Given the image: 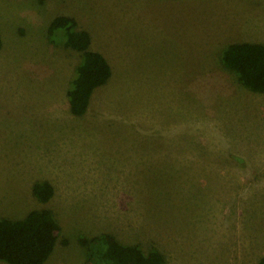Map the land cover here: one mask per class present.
I'll return each mask as SVG.
<instances>
[{"label":"rangeland","instance_id":"1","mask_svg":"<svg viewBox=\"0 0 264 264\" xmlns=\"http://www.w3.org/2000/svg\"><path fill=\"white\" fill-rule=\"evenodd\" d=\"M57 14L112 69L81 116L67 98L80 53L49 33ZM0 34V217L53 210L43 264H81V238L104 232L167 264L264 254V92L221 62L231 42L264 43V0H0Z\"/></svg>","mask_w":264,"mask_h":264},{"label":"trees","instance_id":"2","mask_svg":"<svg viewBox=\"0 0 264 264\" xmlns=\"http://www.w3.org/2000/svg\"><path fill=\"white\" fill-rule=\"evenodd\" d=\"M48 31L60 39L64 47L80 53L67 98L69 111L81 116L88 110L94 90L110 79L111 65L102 52L90 48L89 32L78 28L74 17L57 14L50 21ZM221 62L245 87L253 92H264V43L231 42L222 48ZM32 193L39 201L47 202L53 196L54 188L50 181L40 179L32 184ZM60 234V224L53 210L47 207L33 209L22 218L2 216L0 260L8 264H43ZM80 241L89 250L81 264H167L159 249L145 250L138 244L121 242L109 232L82 237ZM254 264H264V254Z\"/></svg>","mask_w":264,"mask_h":264}]
</instances>
